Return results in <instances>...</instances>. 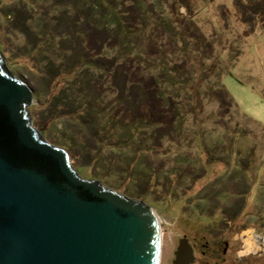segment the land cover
Segmentation results:
<instances>
[{"label":"rangeland","instance_id":"1","mask_svg":"<svg viewBox=\"0 0 264 264\" xmlns=\"http://www.w3.org/2000/svg\"><path fill=\"white\" fill-rule=\"evenodd\" d=\"M24 5L32 14L23 13L21 0H0V55L34 92L29 112L42 142L65 150L83 179L153 208L163 236L160 264L181 262L186 233L205 229L204 238L222 247L226 227L238 248L231 244V256L263 255L264 218L257 216L264 213V0ZM63 12L75 18V28L57 24ZM15 13L27 14L34 28L57 25L78 38L79 68H65L58 79L65 100L53 96L45 69L69 65L73 49L61 44L55 55L46 48L34 63ZM77 76L90 99L66 88ZM86 123L90 131L77 126ZM86 138L89 153L81 147ZM94 153L103 156L95 161ZM207 197L218 204L215 222L192 223L188 217L196 220L199 212L189 215L185 203L194 207Z\"/></svg>","mask_w":264,"mask_h":264},{"label":"water","instance_id":"2","mask_svg":"<svg viewBox=\"0 0 264 264\" xmlns=\"http://www.w3.org/2000/svg\"><path fill=\"white\" fill-rule=\"evenodd\" d=\"M33 96L0 55V264H160L153 208L83 179L43 143ZM184 241L181 264L193 254Z\"/></svg>","mask_w":264,"mask_h":264},{"label":"trees","instance_id":"3","mask_svg":"<svg viewBox=\"0 0 264 264\" xmlns=\"http://www.w3.org/2000/svg\"><path fill=\"white\" fill-rule=\"evenodd\" d=\"M21 2H22V6L25 7L24 0H21ZM61 2H65V0L64 1L61 0ZM79 4H80V2H79ZM77 5H78V3H77ZM67 8H68V5H67ZM24 10L25 11L23 13L26 12L28 14V12H29L32 14V8L31 7L29 8V10L25 7ZM27 14H24V16L23 15L18 16V14H16L18 21H19V23L17 24V28L21 29V31L27 36L28 40L30 41L31 45L29 43L26 44V49L24 50V53H25V55H29L32 58V61L34 63L38 64V62H36V60L39 62L42 61L40 58H38V55L41 54L42 59H43V56L46 54L45 53L46 48L51 50L53 52V54H55V55H57V53H60L61 48H62L61 44L63 46H66L68 48L73 49L72 54H74L75 56L69 65H67V66L63 65L61 67L59 65H56L55 63H51L45 69V70H48L47 72L50 74V77H52L50 79L51 80L50 82L53 83V87H52L53 96H55V97L58 96L60 98L63 97V99L65 100V96H64L65 87L62 88L61 90H59L58 79H59V76L64 72L65 68H69L70 71H73V70H76L78 67L76 65L77 61L79 59V54H80L79 53L80 46H78V44H77L78 38L74 37L75 39H72L70 36L66 35L65 32H68V29H66L64 27V25H63V27L65 28V31H63L64 28H59V27H57V25L56 26L50 25L47 27V30L45 29L44 31L40 28H36V27L34 28L31 24L32 18L29 19V17H27ZM67 15L68 14H66V12H63L62 14H57L55 16L57 24H63L62 23V21H63L64 23L67 22L68 26L74 25V28H75V24L77 23V21H75V18L70 19L69 16L67 17ZM76 15H77V17H79L78 12L76 13ZM88 23H89V21L87 22V24ZM83 32H84V30H83ZM66 41L69 42V45H66V43H65ZM80 51H81V49H80ZM75 59H76V61H75ZM80 79L81 78H79V76H77V78L71 84H69L66 87V88L71 90L73 96L81 97L84 94L83 91L78 89V88H80V89L83 88L81 81H79ZM54 87H56V89H54ZM78 90H79V92L81 91V94L74 95V93H78ZM84 95H86L90 99L89 94H84ZM89 108H92V110L94 112L93 104L89 103ZM72 114L75 116V118H79L78 112L73 111ZM100 119L101 118H99V120H98L99 122H100ZM98 121L96 120L97 124L99 123ZM86 122H87V120H86ZM77 126L84 128L85 130H88V131L91 130L90 123L78 124ZM105 127L107 128V126H105ZM88 131H86V132H88ZM64 139L66 140V138H64ZM83 140H84V143H82L81 147L84 149H87L86 151L88 153L93 151L92 150L93 147L91 145V140L89 138H86ZM61 144L63 145L64 143H61ZM94 146H96V149H97V145H94ZM99 150H102L101 153H103L105 150V147L102 149L100 148ZM102 156H103V154L97 156L96 153H94L93 159H95V161H99V159H101ZM217 191H220V190L214 191L212 193V195L215 196ZM196 203H197V205H196ZM196 203H195L196 206H194V207H193V202L187 201V203H185L186 208H190L189 215L193 213V209L197 210L199 212L198 213V216H199L198 219L193 220V218L189 215H188L189 216L188 219H191L192 223H194V224H196V222L198 223V220H200V218L203 219V221L213 220V217H215V215H216V210H217L218 204L213 203L209 198L207 199V201L205 203H202V204H199V202H196ZM245 207H246V205H244V208ZM242 211L246 212L247 210L243 209ZM239 214L238 215L232 214L229 216L231 218L232 217L235 218V215H236V218H237L239 216ZM257 218L262 220V218H264V213L263 214L259 213ZM222 221L225 224L226 220H222ZM184 222H185V220H184ZM226 226H227V222H226ZM228 226H229V224H228ZM247 226H250V224H248V222L245 223L244 227H247ZM210 228H213V227L211 226ZM228 229H229V227H226L225 231H223L225 233V235H227L226 236L227 238L222 240L223 241L222 247H214L213 245L210 244L211 241H209L208 238H204L206 234H210V232L206 231L205 229L201 230L198 233H195L194 236H191V237L186 233V235H184V239H186L190 243V245L193 249V252H194V254H193L194 259L192 262H194V264H264V254L263 255L252 254V255H249L248 257L243 258L242 260H239L234 255L231 256L229 253V249L231 248V244L232 245H233V243L235 244V252L238 250V248H236V243L232 241V239H231L232 237L229 234L230 230H228ZM236 229H238V228H236ZM207 230H208V228H207Z\"/></svg>","mask_w":264,"mask_h":264},{"label":"flooded vegetation","instance_id":"4","mask_svg":"<svg viewBox=\"0 0 264 264\" xmlns=\"http://www.w3.org/2000/svg\"><path fill=\"white\" fill-rule=\"evenodd\" d=\"M192 261L193 260H191L190 263H188V264H194V262H192ZM175 264H181V262L180 263L175 262Z\"/></svg>","mask_w":264,"mask_h":264}]
</instances>
